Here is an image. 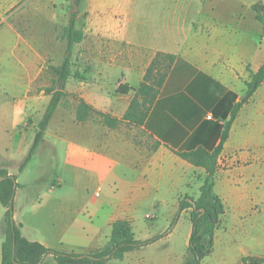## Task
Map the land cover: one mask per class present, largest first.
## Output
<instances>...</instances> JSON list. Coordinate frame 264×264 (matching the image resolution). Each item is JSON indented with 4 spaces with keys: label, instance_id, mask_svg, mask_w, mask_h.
Returning <instances> with one entry per match:
<instances>
[{
    "label": "crops",
    "instance_id": "crops-1",
    "mask_svg": "<svg viewBox=\"0 0 264 264\" xmlns=\"http://www.w3.org/2000/svg\"><path fill=\"white\" fill-rule=\"evenodd\" d=\"M190 1L133 0L123 2L118 19H92L85 80L68 108L60 101L20 169L50 101L33 91L48 86L40 79L49 27L58 20L48 0H0V72L13 89L26 91L19 99L0 98V167L15 177L12 218L24 239L48 250L95 253L107 245L112 224L124 220L135 240L157 239L127 252L121 264H184L192 224L178 205L185 196L198 198L206 171L176 153H213L264 62V25L253 11L264 0ZM150 8L161 12L152 35L144 15ZM190 10L197 18L188 26ZM157 53L175 58L139 127L152 144L138 145L128 130L109 129L94 115L76 120L78 99L120 119ZM216 163L213 191L224 214L201 264L264 258V80L240 107ZM5 212L0 203V264ZM142 220L162 227L152 234ZM40 264L56 263L46 254Z\"/></svg>",
    "mask_w": 264,
    "mask_h": 264
},
{
    "label": "trees",
    "instance_id": "trees-1",
    "mask_svg": "<svg viewBox=\"0 0 264 264\" xmlns=\"http://www.w3.org/2000/svg\"><path fill=\"white\" fill-rule=\"evenodd\" d=\"M253 11L256 14V19L264 25V6L261 4L254 5ZM71 17L75 18V15L72 14ZM65 36L68 49L75 44H79L84 39L83 33L74 28L73 20H70L65 30ZM174 58L172 55L163 53H157L155 55L146 70L142 83L138 86L130 101L128 109L120 119L113 117L109 113L96 110L83 99H78L76 120L82 123L94 115L107 128L112 130L118 128L121 124L141 127L154 100L159 94L161 84ZM162 69H164L163 72ZM55 74L57 76V80L54 82L56 86L54 89L46 91L47 95L50 96V101L41 121L37 125L34 144L26 160L20 166V169L25 167L26 162L43 140V133L54 111L62 98L66 96L63 90L67 80L70 77L80 82L85 80L82 74H72L67 63L56 70ZM263 80L264 62L258 71L251 75L250 81L246 84V92L232 109L230 119L222 131L220 144L213 153H209L203 149L176 153L178 157L192 166L204 168L206 171V176L199 188L198 198L191 200L189 196H185L180 200L178 205V212L187 211L192 224V232L184 264H201V261L212 252L214 233L221 225L224 214L222 202L213 191L217 157L222 150V145L228 136L229 128L240 107L253 95ZM16 187L15 177L9 175L5 168L0 167V203L6 210L4 219L5 238L2 243L1 264H40L46 254H51L56 264H105L110 259L122 260L127 252L150 244L157 239V237H154L144 242L137 241L132 233L130 223L128 221L118 220L111 226V235L107 245L98 252L80 255L73 252L45 249L38 243L29 242L24 239L20 232L21 226L13 221V196ZM241 264H264V258H244Z\"/></svg>",
    "mask_w": 264,
    "mask_h": 264
},
{
    "label": "rangeland",
    "instance_id": "rangeland-1",
    "mask_svg": "<svg viewBox=\"0 0 264 264\" xmlns=\"http://www.w3.org/2000/svg\"><path fill=\"white\" fill-rule=\"evenodd\" d=\"M130 2L133 0H48L49 10L57 16V25L49 27V58L43 63V74L40 82L48 83L47 87H43L42 90L33 91L34 94H39L41 91L44 92V95H47V90H52L55 88L56 84L54 83L57 80L55 71L60 69L67 63L69 70L72 74L79 73L84 75L90 67V57L94 49V41L91 36H89L88 29L90 28V23L92 19L110 17L118 19L120 17V6L123 2ZM142 2H151L156 3L158 0H135ZM195 1V0H194ZM192 1L188 0V3ZM196 3V2H194ZM144 15H147L146 19V31L147 34L154 33V29L157 30L158 18L161 12L158 9H146ZM76 14L75 18H72L71 15ZM197 18L196 10L188 11V26L191 22H195ZM70 20L74 22V28L76 30L86 33V38L79 44L73 45L70 49L67 48L65 30L68 27ZM40 44V43H38ZM67 59V61H66ZM164 69H162V72ZM69 86L67 90L64 91L65 99L64 105L68 108L70 105V98L74 99L72 94H75L77 90L80 89L78 86L79 81L70 77ZM24 88L13 89L9 81L7 73L0 72V98L6 99H19L25 94ZM78 94V93H76ZM50 97V96H49ZM66 97H69L67 100ZM133 98V97H132ZM132 100V99H131ZM141 101V100H140ZM142 102V101H141ZM45 111V110H44ZM123 128L129 131V136L135 141L138 145L140 144H152L149 141V137L141 132L137 126H126L121 124ZM49 149V148H48ZM61 160V154L58 155ZM48 174V173H47ZM46 176V175H42ZM149 232L156 234L157 231L162 227V224H152L150 220H142ZM181 251L180 249L178 250ZM163 250L156 249L154 250L155 254L162 253ZM109 264H121L117 260H110Z\"/></svg>",
    "mask_w": 264,
    "mask_h": 264
},
{
    "label": "water",
    "instance_id": "water-1",
    "mask_svg": "<svg viewBox=\"0 0 264 264\" xmlns=\"http://www.w3.org/2000/svg\"><path fill=\"white\" fill-rule=\"evenodd\" d=\"M188 201H189V202H191V200H190V199H188ZM202 212H203V211H202Z\"/></svg>",
    "mask_w": 264,
    "mask_h": 264
},
{
    "label": "built area",
    "instance_id": "built-area-1",
    "mask_svg": "<svg viewBox=\"0 0 264 264\" xmlns=\"http://www.w3.org/2000/svg\"><path fill=\"white\" fill-rule=\"evenodd\" d=\"M209 119H210V117H208ZM96 195H98V194H96Z\"/></svg>",
    "mask_w": 264,
    "mask_h": 264
}]
</instances>
